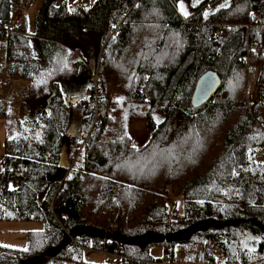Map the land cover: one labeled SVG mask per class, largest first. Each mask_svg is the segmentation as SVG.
<instances>
[{"label": "trees", "instance_id": "obj_1", "mask_svg": "<svg viewBox=\"0 0 264 264\" xmlns=\"http://www.w3.org/2000/svg\"><path fill=\"white\" fill-rule=\"evenodd\" d=\"M31 1L0 0V80H38L61 56L77 72L38 88L31 98L41 95V105L24 97L26 125L3 140L0 219L43 225L26 232L23 248L0 245V264H155L152 246L193 256L204 241L227 264H264V164L250 158L264 149V0H96L74 12L42 0L36 18L45 28L42 14L68 17L71 26L74 13H91L99 28L90 51L66 43L56 24L53 35L28 34L21 8L11 14ZM180 1L191 11L185 18ZM75 48L84 63L81 54L70 56ZM255 61L261 71L245 99L246 68ZM206 70L221 83L192 107L194 82ZM94 72L103 87L98 125L89 95L79 105L84 124L75 140L66 131L82 98L67 103L61 83L78 89L87 78L89 92ZM0 119L14 125L3 99ZM130 119L143 120L147 131L139 145L131 143ZM239 191L253 198L243 203ZM175 196L182 213L171 216ZM84 248L105 262L84 261Z\"/></svg>", "mask_w": 264, "mask_h": 264}, {"label": "rangeland", "instance_id": "obj_2", "mask_svg": "<svg viewBox=\"0 0 264 264\" xmlns=\"http://www.w3.org/2000/svg\"><path fill=\"white\" fill-rule=\"evenodd\" d=\"M52 2L54 6L58 5L60 2L64 3L68 11L74 12L76 8H78L77 6L79 5H85L86 7L93 9L95 6L94 4L96 3V0H52ZM41 4H42V0H32L31 5L26 10L25 16H26V26H27L28 32L30 31L31 33H34L36 36L37 35L38 36L48 35L46 34V32L49 33V35H53L55 33V31H53V28H54L53 24H56L57 29L60 30L58 31L56 29V31L60 34V36L63 38V40H65L66 43H68L69 45H78L79 47H82V49H86V51H90L89 41L92 38L91 35H93V33L96 32L95 30L99 28L98 26L94 28V19L92 18V16H90L91 13H87V15H84V14L81 15L80 12H78V14L74 13L73 16L70 17L72 18L74 22L71 24V26L69 25L67 21L68 17H66L65 19L60 18V17L47 18L48 16H45L44 14H42L41 21L44 22L45 24H48V28H45L43 24H39V21H37L35 25L33 23L35 15H39L38 13L40 12V9H41V7L39 6H41ZM18 8H21V10L23 11L26 8V6H23V2H21L20 5L15 7L13 13L11 14V19L15 18ZM37 10H39L38 13H37ZM176 10L184 18L187 17L191 13V11L186 6V4L181 1L177 3ZM149 17H150L149 22L155 23L154 17L152 15H150ZM246 25L248 26L249 23H247ZM154 29H155V26H154ZM0 48H1V53H2L3 52V42H0ZM72 51L70 53V56L71 55L74 56L73 59H77V58L80 59L79 52L77 50L76 51L74 50L72 53ZM65 59H66V62L64 64V68L60 70V73L56 74L54 72L55 69L45 70L38 80H33V79L26 80L27 89H26V94L24 97L28 98L29 96L28 99H30L33 96V94L38 90V88L44 87L43 84L47 86L50 79H54L58 75L64 76L66 75V73L72 70L73 66L72 64L68 63L69 62L68 57H65ZM246 69H247L246 70V87L244 89L245 99L247 98V93L250 95V93H252L254 89L255 81L261 71V64L259 63V61H255L254 64H251ZM41 93L43 95L44 91H42ZM88 93L89 92L87 93L84 92L82 100L80 99L77 103L74 102L75 108L72 111L74 113L71 116L72 124L69 127V131L75 135L74 136L75 140L78 139V136L84 124L83 115L81 114L82 109L79 108V105L84 101ZM31 102H34L32 103L33 105L35 104L37 105L38 103L39 105H41L43 102V97L39 95L38 98H36V100L31 98ZM32 114H33V111H32ZM3 122H4L3 119H0V157L3 151L4 138L13 135L14 128L16 126L14 122H13L14 125H12L9 122L10 128L7 129L5 128V124ZM16 127L22 128L19 126H16ZM259 127L261 128L260 124H259ZM128 134L130 136V140L133 145H139L140 143H142L147 136V131L144 128L143 120L130 119L128 121ZM64 146L67 147L68 149L69 143H66V145ZM253 150H255V152L252 154V156H250V158L254 159L255 162H260L264 164V149L260 150V149H257V147H255ZM248 161H249V157H248ZM227 188L231 189L232 185H229V187ZM225 193H227V191H225ZM239 194L241 195V198L244 196L242 200L243 203L248 202V200L253 198V196H251L250 194H242L241 191H239ZM182 202H183V199L180 198V196L172 197V199L170 200V206H171L170 209L172 208L171 216L181 215ZM42 225L43 224L39 221H21V220L7 221L4 219H0V245L12 247V248H23L26 242V238H25L26 232L29 230H38L42 227ZM150 253L152 256L160 258L163 254L162 247L157 246V245L152 246L150 248ZM187 253L189 254L187 255ZM182 255H183V258L185 256L187 258L192 257V254L190 251H187L186 254L182 253ZM207 257H211V261L209 260L204 264H227L226 261H224L223 255L219 252L217 248L214 249L213 247H211L209 250V253L207 254ZM81 258L84 261H89V262H94V263H103L105 262L106 256L98 252V250L94 248H84V250H82L81 252ZM214 258H218L220 262L213 263L212 259L214 260ZM170 264H194V263L192 261L184 259V261L181 263L173 262Z\"/></svg>", "mask_w": 264, "mask_h": 264}, {"label": "built area", "instance_id": "obj_3", "mask_svg": "<svg viewBox=\"0 0 264 264\" xmlns=\"http://www.w3.org/2000/svg\"><path fill=\"white\" fill-rule=\"evenodd\" d=\"M10 93L7 97L6 102L10 104V107L13 111V122L16 126L24 127L26 111L23 106V98L26 94V81L23 79H15L12 81ZM16 86V88H15ZM25 89V90H24ZM90 91L89 95L92 96L93 101V119L92 123L95 127L98 125V119L96 115V107L101 101L103 96V87L102 83L99 80L96 72L90 74ZM77 245H81L79 241H73ZM212 243L210 241H204L203 243H197L192 256V262L194 264H204L206 263V255L209 253ZM81 249H83L81 245ZM181 263L183 262V255L180 250H175L169 255V253L164 252L160 257L159 261L155 264H170V263ZM213 263H219L218 258L212 259Z\"/></svg>", "mask_w": 264, "mask_h": 264}, {"label": "water", "instance_id": "obj_4", "mask_svg": "<svg viewBox=\"0 0 264 264\" xmlns=\"http://www.w3.org/2000/svg\"><path fill=\"white\" fill-rule=\"evenodd\" d=\"M220 83V77L212 70H206L200 74L194 82L193 89L189 97L191 106L199 107L204 104L212 95H214ZM84 91V86H81L78 90L73 91L71 96H69V94H65L64 99L67 103L73 104L83 97Z\"/></svg>", "mask_w": 264, "mask_h": 264}, {"label": "crops", "instance_id": "obj_5", "mask_svg": "<svg viewBox=\"0 0 264 264\" xmlns=\"http://www.w3.org/2000/svg\"><path fill=\"white\" fill-rule=\"evenodd\" d=\"M31 5V2L26 6V8L23 10V15H24V19H25V29H26V31H27V26H26V16H25V13H26V10L29 8V6ZM40 7V6H39ZM38 11L39 10H37V13H38ZM36 13V14H37ZM36 21H37V18H36V15H35V17H34V20H33V23H34V25L36 24ZM28 32V31H27ZM30 32V31H29ZM28 32V34H34V33H29ZM30 35V36H31ZM68 48V47H67ZM69 49V48H68ZM70 50V49H69ZM75 51L77 50L78 52H79V50L77 49V48H75L74 49ZM3 53V52H2ZM2 53L0 54V56L2 55ZM82 56H81V61L84 63V59L87 57L86 56V54L85 53H83V52H81L80 53ZM72 58H74V56H72ZM54 60H55V58H54ZM69 60V62L68 63H70V61H73L71 58H69L68 59ZM91 60V59H90ZM65 62H66V59H65V57L64 58H62V56L61 57H58V59H56V61L55 62H49V64H54L52 67V70L53 69H55V73L56 74H58V73H60V70L62 69V68H64V65L63 64H65ZM44 64H46V61L45 60H42L41 61V65H44ZM44 69H45V67H43ZM46 70V69H45ZM77 72V69L73 66L72 67V70H70L66 75L69 77V76H71V75H73V74H75ZM26 80H28V79H26ZM25 80V81H26ZM11 85H12V80H10V82L9 81H7V79L5 78V76L4 75H2L1 76V80H0V99H3V100H7V97H8V95H9V93H10V90H11ZM26 89H27V87H26ZM74 110V108L71 110V111H73ZM74 112H71V114H70V116H69V118H70V124H69V126H68V129H67V133H68V135H72L73 137L75 136L73 133H71L70 131H69V127L71 126V124H72V119H71V116H72V114H73ZM4 123V122H3ZM6 128V127H5ZM10 128V125L8 126V128L7 129H9ZM6 129V130H7ZM66 145V144H65ZM68 149H69V146H68ZM68 149H67V147H65L64 145L62 146V149H61V151H62V159H65L66 158V156H67V153H68ZM64 161V160H63ZM69 161H67V163H68ZM208 259H209V257H208Z\"/></svg>", "mask_w": 264, "mask_h": 264}, {"label": "flooded vegetation", "instance_id": "obj_6", "mask_svg": "<svg viewBox=\"0 0 264 264\" xmlns=\"http://www.w3.org/2000/svg\"><path fill=\"white\" fill-rule=\"evenodd\" d=\"M84 84H85L84 86H86L84 92L87 93L88 92V87H89V81L87 80V78L85 79ZM76 88H77V86L75 84L69 83V84H66V85L62 86V83H61V90H62V92H65V94L71 93L74 90L76 91V90L79 89V88L78 89H76ZM88 95H89V93H88ZM88 95H86V97Z\"/></svg>", "mask_w": 264, "mask_h": 264}]
</instances>
